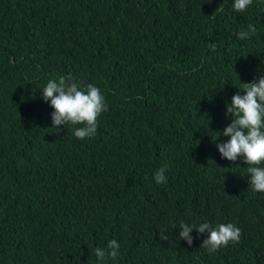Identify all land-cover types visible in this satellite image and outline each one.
Instances as JSON below:
<instances>
[{"label":"trees","instance_id":"16d2710c","mask_svg":"<svg viewBox=\"0 0 264 264\" xmlns=\"http://www.w3.org/2000/svg\"><path fill=\"white\" fill-rule=\"evenodd\" d=\"M261 60L260 0L244 13L224 0H0V264H94L112 238L115 264H264V194L215 147ZM69 74L108 104L84 140L51 127L39 91ZM180 220L232 222L240 240L210 254L195 230L179 240Z\"/></svg>","mask_w":264,"mask_h":264},{"label":"clouds","instance_id":"9594fccd","mask_svg":"<svg viewBox=\"0 0 264 264\" xmlns=\"http://www.w3.org/2000/svg\"><path fill=\"white\" fill-rule=\"evenodd\" d=\"M260 2L264 3V0ZM224 3H230L232 11L244 13L253 5V0H224ZM255 32L256 26L249 23L235 36L238 40H247ZM261 64L264 65V60H261ZM257 77L241 83L240 87L235 86L237 92L231 96L230 102L225 103V116L230 117V122L222 130L216 131V138L222 135L226 139L216 143L215 147L222 159L230 163L243 161L247 165L243 176L248 177V186L252 192L264 194V74L258 71ZM39 91L42 100L52 108L51 127L57 132L71 127L74 137L80 140L96 134L97 118L108 110L106 98L99 87L91 83L82 86L71 74L47 80ZM153 180L157 184L163 183L166 180L165 169H158ZM174 228L179 229V240L183 239L188 246L193 244V230L204 235L200 247L210 254L238 242L241 234L240 228L232 222L213 225L207 220L198 223L180 220L173 223ZM161 239L167 240V236L161 233ZM120 250L121 243L117 239H108L104 246L92 250L94 264H115Z\"/></svg>","mask_w":264,"mask_h":264}]
</instances>
